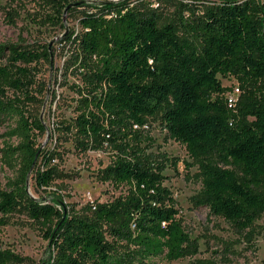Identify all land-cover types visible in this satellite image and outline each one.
Here are the masks:
<instances>
[{
    "label": "trees",
    "instance_id": "1",
    "mask_svg": "<svg viewBox=\"0 0 264 264\" xmlns=\"http://www.w3.org/2000/svg\"><path fill=\"white\" fill-rule=\"evenodd\" d=\"M40 1L44 25L63 27L65 15L81 10L80 30L67 38L72 73L81 82L71 86L79 96L78 114L61 131L79 152L110 150L99 179L121 193L87 204L82 214L29 195L30 180L46 189L58 177L51 165L58 153L40 149L46 126L29 111L46 90L40 73L51 53L46 45L0 43V119H14L0 149V161L12 173L0 187V228L24 212L48 241L53 256L47 264L193 258L198 240L190 237L164 184L167 157L149 151L145 129L149 119H159L197 169L193 178L201 189L194 205L250 239L264 214V0H208L202 6L179 1L177 14L165 19L129 0ZM7 21L15 24L13 14ZM222 78L237 83L233 104L227 97L233 89ZM21 261L0 249V264Z\"/></svg>",
    "mask_w": 264,
    "mask_h": 264
},
{
    "label": "rangeland",
    "instance_id": "2",
    "mask_svg": "<svg viewBox=\"0 0 264 264\" xmlns=\"http://www.w3.org/2000/svg\"><path fill=\"white\" fill-rule=\"evenodd\" d=\"M81 1H122V0H71ZM131 5L153 9L163 18H173L177 14V3L182 1L202 6L208 0H129ZM176 3V4H175ZM40 0H0V43L18 44L23 48H37L46 45L51 53L50 63L41 66V79L46 90L41 100L29 106V111L40 118L46 131L38 138L41 150H53L58 156L51 165L58 172L53 184L40 189L30 180V196L48 203L54 199L62 203L67 213H86L87 204L111 201L121 193L99 179L100 172L110 163L109 149L79 152L70 136L62 134L61 126L74 121L77 112L78 94L72 85H81L77 74H73L72 45L68 35L80 30L81 10L64 16V26L44 25L41 16L45 13ZM8 13L13 14L15 24L7 21ZM225 87H235L233 78H222ZM14 125V119H0V149L3 134ZM145 134L150 137V152L162 158L167 157L165 186L178 201L185 228L190 237L198 240L199 253L193 258L168 262L162 257L152 259L154 264H186L190 260H207L211 264H264V214L255 222L250 239L247 232L238 233L223 218L210 215L206 207H196L193 197L201 189L193 175L197 169L189 166L192 161L185 146L169 138L159 119H149ZM16 142V141H15ZM188 163V164H187ZM12 173L0 161V187L5 188L7 178ZM125 189H123L124 191ZM58 204V207L62 209ZM0 249L10 250L22 261L14 264H47L53 256L48 241L44 239L42 228L30 220L24 212H16L7 225L0 228Z\"/></svg>",
    "mask_w": 264,
    "mask_h": 264
},
{
    "label": "built area",
    "instance_id": "3",
    "mask_svg": "<svg viewBox=\"0 0 264 264\" xmlns=\"http://www.w3.org/2000/svg\"><path fill=\"white\" fill-rule=\"evenodd\" d=\"M239 95V88L238 86L236 85L234 88H233V91L229 92L227 94V97L230 101L231 104H233L236 100H237V97Z\"/></svg>",
    "mask_w": 264,
    "mask_h": 264
},
{
    "label": "water",
    "instance_id": "4",
    "mask_svg": "<svg viewBox=\"0 0 264 264\" xmlns=\"http://www.w3.org/2000/svg\"><path fill=\"white\" fill-rule=\"evenodd\" d=\"M75 4H78V3H75ZM75 4H71V5H69V7H71V6L75 5Z\"/></svg>",
    "mask_w": 264,
    "mask_h": 264
}]
</instances>
